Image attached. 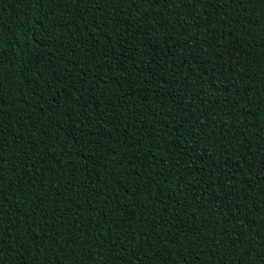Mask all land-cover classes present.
I'll return each instance as SVG.
<instances>
[{
	"label": "trees",
	"instance_id": "obj_1",
	"mask_svg": "<svg viewBox=\"0 0 264 264\" xmlns=\"http://www.w3.org/2000/svg\"><path fill=\"white\" fill-rule=\"evenodd\" d=\"M0 264H264V0H0Z\"/></svg>",
	"mask_w": 264,
	"mask_h": 264
}]
</instances>
